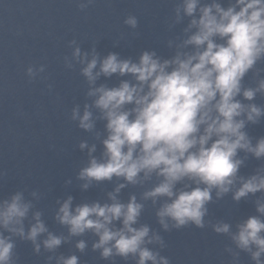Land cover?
<instances>
[{
  "label": "clouds",
  "instance_id": "9594fccd",
  "mask_svg": "<svg viewBox=\"0 0 264 264\" xmlns=\"http://www.w3.org/2000/svg\"><path fill=\"white\" fill-rule=\"evenodd\" d=\"M93 2L78 0V7ZM138 23L132 14L123 20L133 34ZM177 25H183L180 34L165 42L168 56L151 48L135 58L101 56L94 44L82 50L75 39L68 41L64 67L79 66L87 86L84 103L71 108L69 119L93 141L78 143L86 160L75 179L82 191L113 187L104 200L58 199L53 219L66 234L49 229L35 207L37 191L0 199V264H18V240L36 255L49 253L47 264H80L75 253L57 250L87 233L102 260L170 264L161 255L166 245L160 232L139 222L148 202L161 231L210 228L230 241L225 252L231 264H239L240 253L264 264V163L241 174L250 157L264 161V136L248 131L264 121V103L255 102L264 98V68L258 66L264 62V0H176L166 26L171 31ZM45 69L28 65L24 74L31 82ZM130 186L142 190L124 201L120 194ZM229 194L235 204L251 199L254 214L235 223L206 219L209 204ZM73 247L82 254L89 243L75 239Z\"/></svg>",
  "mask_w": 264,
  "mask_h": 264
},
{
  "label": "water",
  "instance_id": "95a60500",
  "mask_svg": "<svg viewBox=\"0 0 264 264\" xmlns=\"http://www.w3.org/2000/svg\"><path fill=\"white\" fill-rule=\"evenodd\" d=\"M176 0H94L81 10L78 0H0V199L17 190L37 191L40 199L35 207L42 211L43 219L54 233L66 234L53 215L56 201L74 197V203L106 199L105 193L113 184L95 185L87 191L79 188L76 172L86 160L78 149L81 140L93 142L90 134L80 130L69 119L71 108L83 104L86 84L79 74V66L66 69L63 57L71 49L68 41L75 39L82 50L93 44L101 56L117 52L122 57L135 58L142 49H155L161 56L171 51L166 40L179 35L183 25L171 31L166 21L172 14ZM135 15L138 28L133 34L123 24L124 18ZM46 65L45 72L29 82L24 74L28 65ZM264 68V62L258 65ZM115 81H109L114 83ZM251 73L245 83L251 84ZM52 85L51 89L47 85ZM256 103H264L257 97ZM97 129L102 131V122ZM253 137L264 136V121L250 126ZM99 144L97 154H99ZM264 161L251 157L241 174L251 173ZM71 180V184H66ZM142 189L127 187L120 197L126 201L130 193ZM208 220L236 221L254 214L251 199L235 204L230 194L222 200L209 204ZM151 203L145 205L140 223L157 230L165 241L161 255L170 264H231L225 252L230 241L215 234L210 228L198 229L191 225L179 230H160ZM75 239H85L89 247L84 253L75 251ZM95 239L90 233L73 238L63 244L57 254L75 253L80 264H134L114 258L102 260L98 252L91 250ZM18 264H47L49 253L36 255L30 243L17 241ZM53 264L55 262L53 261ZM239 264H252L248 255L240 253Z\"/></svg>",
  "mask_w": 264,
  "mask_h": 264
}]
</instances>
